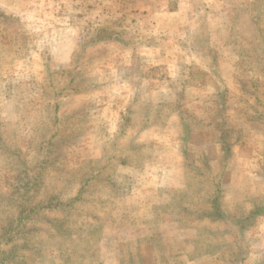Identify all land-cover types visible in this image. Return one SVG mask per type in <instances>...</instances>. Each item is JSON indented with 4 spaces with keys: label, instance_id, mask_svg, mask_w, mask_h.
<instances>
[{
    "label": "rangeland",
    "instance_id": "374dc122",
    "mask_svg": "<svg viewBox=\"0 0 264 264\" xmlns=\"http://www.w3.org/2000/svg\"><path fill=\"white\" fill-rule=\"evenodd\" d=\"M263 40L264 0H0V264H264Z\"/></svg>",
    "mask_w": 264,
    "mask_h": 264
},
{
    "label": "crops",
    "instance_id": "0c3cea01",
    "mask_svg": "<svg viewBox=\"0 0 264 264\" xmlns=\"http://www.w3.org/2000/svg\"><path fill=\"white\" fill-rule=\"evenodd\" d=\"M231 26H229L228 28H225L227 30V38H229V33L231 30ZM229 30V32H228ZM224 39V38H223ZM228 40H224L223 46L219 49V52H221V56L220 58H218L219 60V64H220V69H223L222 75H221V79H220V83L222 84V86L219 85L218 82V86H217V93H222L224 92V87L230 88V86L232 85L233 82H235V71H236V56L233 55H229L228 52L230 53L231 48L230 46H228L227 44ZM222 52H226V54H228L226 56L225 54V58L222 57ZM219 55V54H218ZM223 80V82H222ZM231 84V85H230ZM225 85V86H224Z\"/></svg>",
    "mask_w": 264,
    "mask_h": 264
},
{
    "label": "trees",
    "instance_id": "16d2710c",
    "mask_svg": "<svg viewBox=\"0 0 264 264\" xmlns=\"http://www.w3.org/2000/svg\"><path fill=\"white\" fill-rule=\"evenodd\" d=\"M253 24H255L256 27H258L257 31H258V32H261V29H260V27H259V24H258L257 22H256V23H253ZM231 27H232L233 29H235L236 24L233 23V24L231 25ZM260 34H262V36H263V30H262V33H260ZM263 42H264V40H263ZM259 66H260V65H259Z\"/></svg>",
    "mask_w": 264,
    "mask_h": 264
}]
</instances>
